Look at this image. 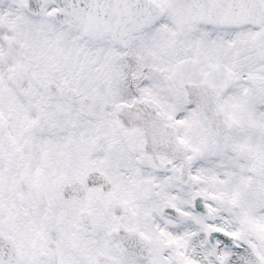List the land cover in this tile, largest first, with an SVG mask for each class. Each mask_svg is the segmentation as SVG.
Wrapping results in <instances>:
<instances>
[{"label": "snow or ice", "instance_id": "snow-or-ice-1", "mask_svg": "<svg viewBox=\"0 0 264 264\" xmlns=\"http://www.w3.org/2000/svg\"><path fill=\"white\" fill-rule=\"evenodd\" d=\"M0 264H264V0H0Z\"/></svg>", "mask_w": 264, "mask_h": 264}]
</instances>
